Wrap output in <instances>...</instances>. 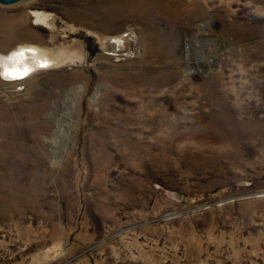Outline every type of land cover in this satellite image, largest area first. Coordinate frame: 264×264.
Returning <instances> with one entry per match:
<instances>
[{
    "label": "rangeland",
    "instance_id": "obj_1",
    "mask_svg": "<svg viewBox=\"0 0 264 264\" xmlns=\"http://www.w3.org/2000/svg\"><path fill=\"white\" fill-rule=\"evenodd\" d=\"M0 264H264V0L0 3Z\"/></svg>",
    "mask_w": 264,
    "mask_h": 264
},
{
    "label": "bare ground",
    "instance_id": "obj_2",
    "mask_svg": "<svg viewBox=\"0 0 264 264\" xmlns=\"http://www.w3.org/2000/svg\"><path fill=\"white\" fill-rule=\"evenodd\" d=\"M32 12H33V14H36L35 11H32ZM38 19H40V17H38ZM37 23H40V22H37ZM47 52L48 51H46L45 49H43V48H41L39 46H36V45H25V46L19 47L18 50H16L11 55L12 65H10V66L8 65L7 71H11L13 76L14 75L15 76L24 75L25 71H26L25 70L26 67L29 66V65H27V64H29V62L27 61V58H32V62L31 63H36V64H39V65H42V66H46V65H48V64H50L52 62L51 57L48 55ZM19 61L24 62L23 67L18 65ZM94 97H95V95H93V98ZM65 122H67V120ZM65 122L60 123V126L63 127ZM59 130L60 129H58V130L56 129L54 131V133L59 131Z\"/></svg>",
    "mask_w": 264,
    "mask_h": 264
},
{
    "label": "water",
    "instance_id": "obj_3",
    "mask_svg": "<svg viewBox=\"0 0 264 264\" xmlns=\"http://www.w3.org/2000/svg\"><path fill=\"white\" fill-rule=\"evenodd\" d=\"M18 1L20 0H0V3L8 5V4L16 3Z\"/></svg>",
    "mask_w": 264,
    "mask_h": 264
},
{
    "label": "snow or ice",
    "instance_id": "obj_4",
    "mask_svg": "<svg viewBox=\"0 0 264 264\" xmlns=\"http://www.w3.org/2000/svg\"><path fill=\"white\" fill-rule=\"evenodd\" d=\"M22 54V53H21Z\"/></svg>",
    "mask_w": 264,
    "mask_h": 264
}]
</instances>
